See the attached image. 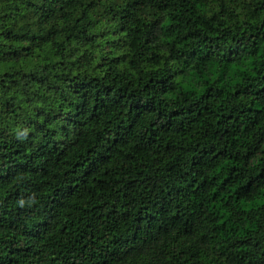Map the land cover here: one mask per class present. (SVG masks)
I'll return each mask as SVG.
<instances>
[{"label":"clouds","instance_id":"9594fccd","mask_svg":"<svg viewBox=\"0 0 264 264\" xmlns=\"http://www.w3.org/2000/svg\"><path fill=\"white\" fill-rule=\"evenodd\" d=\"M0 264H264V0H0Z\"/></svg>","mask_w":264,"mask_h":264}]
</instances>
